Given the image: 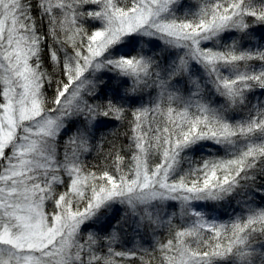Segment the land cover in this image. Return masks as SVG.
Listing matches in <instances>:
<instances>
[{"label": "rangeland", "instance_id": "rangeland-1", "mask_svg": "<svg viewBox=\"0 0 264 264\" xmlns=\"http://www.w3.org/2000/svg\"><path fill=\"white\" fill-rule=\"evenodd\" d=\"M41 1L47 8L61 0ZM211 1L133 0L126 9L117 8L113 0L93 2L89 11L96 19L91 21L95 28L82 42L88 48L61 53L68 84L49 107L43 98L42 43L33 25V10L26 0H0V264H121L119 252L129 256L155 242L167 208L193 207L191 202L199 197L192 195L206 193L187 190L171 176L177 158L206 146L208 135L178 139L176 135L177 142L163 137L160 165L149 170L144 116L163 114L167 103L175 104L177 112L202 105L204 89L199 85L218 82L214 65L221 70L230 59L221 53L212 56L201 46L213 40L220 49H228L229 43L247 46L249 30L233 25L240 11L237 4L225 11L227 15L210 17ZM204 9L206 17L193 18V25L181 23L175 14L194 17ZM62 15V25H73V15ZM227 20L230 26L223 30ZM260 35L250 36L247 54L264 46V32L261 40ZM160 61L167 72L159 69ZM203 68L212 69L205 75L214 81L196 75ZM226 68L227 75L242 77ZM113 104L140 111L133 125L129 175L90 189L81 201L86 182L81 162L96 137L111 125ZM147 106L155 110L148 112ZM63 179L70 191L58 199L52 190L60 191ZM48 202L52 208H47ZM203 214L205 218L192 221L191 230H206L217 220L215 211L205 209ZM176 216L179 226L191 227L180 214ZM174 239V244L162 248L169 255L165 264H214L210 255L193 250L198 240L183 233Z\"/></svg>", "mask_w": 264, "mask_h": 264}, {"label": "trees", "instance_id": "trees-1", "mask_svg": "<svg viewBox=\"0 0 264 264\" xmlns=\"http://www.w3.org/2000/svg\"><path fill=\"white\" fill-rule=\"evenodd\" d=\"M95 1L97 0H61L60 3L46 8L40 0H26L33 10V25L42 43L40 55L44 77L43 98L47 105L49 103V107L53 106L64 86L68 84L61 53L69 50L84 52L88 48L82 42L95 28L91 21L96 19L89 11ZM132 1L113 0L119 9H126ZM235 4L240 11L233 25L249 30L247 46L239 47L237 43H229L228 49H220L215 44L216 40L207 47L201 46V50L212 56L221 53L223 57L226 55L230 59L229 65L224 63L221 70H217L218 65H214L215 71L212 73L219 83L206 77L205 74L210 73L206 71L212 69L203 68L202 72L198 70L196 73L200 78L215 82L209 86L199 85L204 89V93L200 95L205 98L202 105L196 104L193 109L177 112L178 109L173 110L175 104L160 99L161 104L167 103L166 106L171 109H164L163 114L159 111L144 116V127L147 129L145 138L149 143L146 161L149 170L160 165L165 150L163 137L170 136L171 141L177 142L178 138L191 137L194 134L208 135L210 139L206 146L177 158L171 176L172 182L187 190L204 189L206 193L192 195V198L199 197L191 202L193 207L182 205L177 209L167 208L165 225L158 229L155 242L129 256H123L119 252L121 264H165L169 261V255L162 248L167 244H174V238L180 233L198 240L199 243L193 245V250L198 254L210 255L209 260L213 258L214 264H264V46L255 48L253 55L247 54L249 40L253 39L250 36L255 35L254 38L257 39L261 33L259 40L263 36L264 0H213L207 4V10L210 17L214 14L227 15L225 11ZM85 5L88 8L84 9ZM204 7L206 8L205 5ZM59 8L66 10L64 16L58 11ZM205 13L204 9L194 17L181 11L175 14L185 24L193 18L206 17ZM66 14L75 17L73 25H62L60 16L65 17ZM229 22L227 20L223 23V30L230 26ZM195 23L190 22L191 25ZM158 65L159 69L168 71L161 61ZM226 67L237 70L242 77L237 79L227 75ZM207 106L208 109L204 110ZM112 110L114 118L111 119V125L96 137L91 152L81 162V175L86 182L81 197L74 195L75 201H82L89 196L90 189L106 187L111 180L116 182L119 177L120 182V179L129 175V158L133 152V125L140 118V111L132 106L118 107L115 104L112 105ZM147 110L153 112L155 109L147 106ZM180 114L182 118H179ZM166 123L169 124L164 125ZM182 133L185 135L182 136ZM176 135L178 136L175 139ZM61 184L64 186L60 191L50 188L52 193H57L58 199L69 193L66 179ZM225 197L227 202L223 203ZM52 204L48 202L47 208L48 205L52 208ZM205 209L208 212L215 211L217 220L206 230H191L194 225L192 221L196 217H206L203 214ZM176 213L191 227L179 226L180 218H177ZM114 260L117 261L116 258L112 259Z\"/></svg>", "mask_w": 264, "mask_h": 264}, {"label": "bare ground", "instance_id": "bare-ground-1", "mask_svg": "<svg viewBox=\"0 0 264 264\" xmlns=\"http://www.w3.org/2000/svg\"><path fill=\"white\" fill-rule=\"evenodd\" d=\"M190 22H192V23H193V22H194V21H193V19H192V20H190ZM210 99H211V98H210Z\"/></svg>", "mask_w": 264, "mask_h": 264}]
</instances>
